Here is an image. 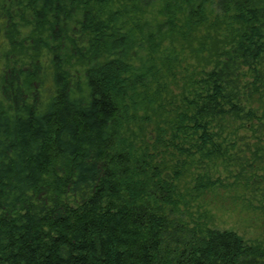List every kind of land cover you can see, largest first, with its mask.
Instances as JSON below:
<instances>
[{"label":"trees","instance_id":"1","mask_svg":"<svg viewBox=\"0 0 264 264\" xmlns=\"http://www.w3.org/2000/svg\"><path fill=\"white\" fill-rule=\"evenodd\" d=\"M222 191L264 203V0H0V264H264Z\"/></svg>","mask_w":264,"mask_h":264},{"label":"rangeland","instance_id":"2","mask_svg":"<svg viewBox=\"0 0 264 264\" xmlns=\"http://www.w3.org/2000/svg\"><path fill=\"white\" fill-rule=\"evenodd\" d=\"M222 173V171H221ZM221 177L227 179V183H233L234 178L223 172ZM222 202L212 207H209L212 213L211 227L219 230L231 229L241 235L245 240H256L264 242V214L257 209L260 202L258 199H253L250 203L252 207H245L242 205L240 198H233L235 196L231 192H221ZM239 193H242L239 191ZM243 198L245 196H242ZM241 197V198H242ZM211 198V196H210ZM248 198L250 196L248 195ZM260 205H264L261 203Z\"/></svg>","mask_w":264,"mask_h":264}]
</instances>
